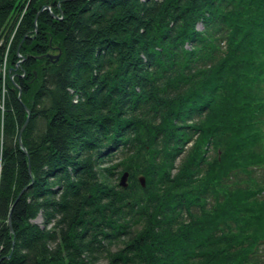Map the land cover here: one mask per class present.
<instances>
[{"label": "trees", "instance_id": "1", "mask_svg": "<svg viewBox=\"0 0 264 264\" xmlns=\"http://www.w3.org/2000/svg\"><path fill=\"white\" fill-rule=\"evenodd\" d=\"M103 255L264 264V0H0V264Z\"/></svg>", "mask_w": 264, "mask_h": 264}, {"label": "water", "instance_id": "2", "mask_svg": "<svg viewBox=\"0 0 264 264\" xmlns=\"http://www.w3.org/2000/svg\"><path fill=\"white\" fill-rule=\"evenodd\" d=\"M46 7H47V5L42 6V7L38 10V12L36 13V15H35V17H34V20H33L35 29H36V21H37L38 15H39V13H40L43 9H45ZM50 13L52 14L53 17L58 18V17H57L56 15H54L51 11H50ZM26 36H27V35H25V36L23 37V39L26 38ZM23 39H22V40H23ZM22 40L20 41V43H19V45H18V48H19V46H20ZM17 54H18V56H21V55L18 53V49H17ZM59 55H60V51H59L58 53H56V54L45 53V57L49 58L50 60H52V61H54V62H56V61L58 60ZM36 57L39 58V57H41V56H36ZM20 61H21V60H19L18 63H19ZM16 87H17V89H18L17 98H18V100H21V91H20V87H19V86H16ZM24 108H25V110H26V118H25V121L23 122V124H22V126H21V128H20L19 136H18V142H19V145H20V147H21L23 150H25V147L23 146L22 141H21V132H22V130L24 129L25 125L27 124V122H28V120H29V116H30V110H29V108H27L25 105H24ZM28 171L30 172V167H28ZM128 175H129L128 171H124V172L121 174L120 179H119V185H120V186H123V187H126V186H127ZM138 181H139V183H140L141 186H144V185H145L144 177H143L142 175H140V176L138 177ZM27 187H28V186H25V187L19 192V194H18L17 198L15 199L13 205L16 203V201H17L18 198L21 196V194L23 193V191L27 189ZM11 210H12V207L10 208V211H9V214H8V219H7V222H8V224H9V226H10V229H11Z\"/></svg>", "mask_w": 264, "mask_h": 264}, {"label": "rangeland", "instance_id": "3", "mask_svg": "<svg viewBox=\"0 0 264 264\" xmlns=\"http://www.w3.org/2000/svg\"><path fill=\"white\" fill-rule=\"evenodd\" d=\"M200 27H201V26L199 25V28H200ZM123 157H124V155L122 156L121 153H117L114 157H112V159H111L110 161L104 162L103 165H104V166H105V165L113 166L116 162H119V161L123 160V159H124ZM116 180H117V182H118V180H119V175H118V178H117ZM42 221H43V218H42V215H40V214H38V215L35 217V219H34V222L38 223V224L41 225V226H42V223H43ZM117 247H118V245H117V244H114V245H112L110 248H111L112 250H115ZM107 248H108L107 246L104 247V252H105V250H106ZM104 256H105V255L100 256V259H99V261H98V264H108L107 258H105Z\"/></svg>", "mask_w": 264, "mask_h": 264}]
</instances>
